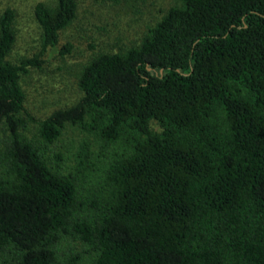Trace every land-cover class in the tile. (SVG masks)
Here are the masks:
<instances>
[{
  "label": "trees",
  "instance_id": "obj_1",
  "mask_svg": "<svg viewBox=\"0 0 264 264\" xmlns=\"http://www.w3.org/2000/svg\"><path fill=\"white\" fill-rule=\"evenodd\" d=\"M179 1L138 45L94 56L82 97L39 119L20 76L57 44L77 0L36 2L41 48L17 63L6 58L15 11L3 10L0 264H62L76 239L90 264H264V0ZM86 117L107 142L125 140L105 166L109 191L90 201L22 132L33 121L52 143Z\"/></svg>",
  "mask_w": 264,
  "mask_h": 264
},
{
  "label": "rangeland",
  "instance_id": "obj_2",
  "mask_svg": "<svg viewBox=\"0 0 264 264\" xmlns=\"http://www.w3.org/2000/svg\"><path fill=\"white\" fill-rule=\"evenodd\" d=\"M38 1L51 7L56 4V0H0V15L7 7L15 11V41L6 57L13 63L37 54L41 48V29L33 12ZM178 5L179 0H77L76 16L60 31L57 44L43 53L39 67L31 66L20 76L26 110L39 119L74 105L83 95L78 79L86 63L99 53L121 52L138 45L149 28L170 7ZM66 43L71 44L70 49L61 52ZM89 121L86 117L83 125L66 123L52 143L42 140L37 123L28 121L22 128L24 136L40 147L50 164L77 176L79 194L87 201L106 196L110 188L104 182L105 166L125 145L124 139H102ZM150 126L160 129L155 122ZM7 135L1 124L0 151ZM86 249L80 240H72L62 264H90Z\"/></svg>",
  "mask_w": 264,
  "mask_h": 264
}]
</instances>
